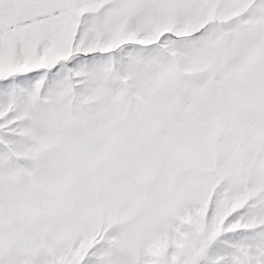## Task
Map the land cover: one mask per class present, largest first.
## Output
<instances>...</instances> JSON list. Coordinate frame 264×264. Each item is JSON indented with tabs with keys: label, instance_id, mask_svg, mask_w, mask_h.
Wrapping results in <instances>:
<instances>
[{
	"label": "snow or ice",
	"instance_id": "6c2138e0",
	"mask_svg": "<svg viewBox=\"0 0 264 264\" xmlns=\"http://www.w3.org/2000/svg\"><path fill=\"white\" fill-rule=\"evenodd\" d=\"M0 264H264V0H0Z\"/></svg>",
	"mask_w": 264,
	"mask_h": 264
}]
</instances>
